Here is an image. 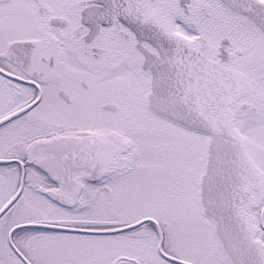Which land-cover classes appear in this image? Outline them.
Wrapping results in <instances>:
<instances>
[{"label":"snow or ice","instance_id":"1","mask_svg":"<svg viewBox=\"0 0 264 264\" xmlns=\"http://www.w3.org/2000/svg\"><path fill=\"white\" fill-rule=\"evenodd\" d=\"M0 264H264V0H0Z\"/></svg>","mask_w":264,"mask_h":264}]
</instances>
